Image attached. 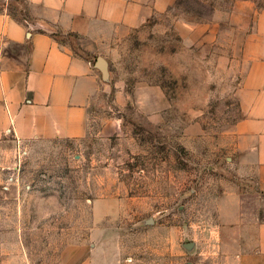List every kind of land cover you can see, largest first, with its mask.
<instances>
[{"label": "rangeland", "instance_id": "obj_1", "mask_svg": "<svg viewBox=\"0 0 264 264\" xmlns=\"http://www.w3.org/2000/svg\"><path fill=\"white\" fill-rule=\"evenodd\" d=\"M235 1L175 0L115 45L85 138L0 141V264H60L96 232L123 264H237L233 201L246 225L264 221L234 156L240 60L225 28L178 23Z\"/></svg>", "mask_w": 264, "mask_h": 264}, {"label": "crops", "instance_id": "obj_2", "mask_svg": "<svg viewBox=\"0 0 264 264\" xmlns=\"http://www.w3.org/2000/svg\"><path fill=\"white\" fill-rule=\"evenodd\" d=\"M175 0H0V141L78 140L93 105L109 89L99 58L134 31L168 15ZM220 29L234 40L241 66L234 156L264 196V0H236L224 13L186 24ZM213 36L204 34V38ZM70 39V40H69ZM74 41V43L70 42ZM237 264H264V221L246 225L233 201ZM100 218V212H97ZM66 246L60 264H123L107 240Z\"/></svg>", "mask_w": 264, "mask_h": 264}, {"label": "water", "instance_id": "obj_3", "mask_svg": "<svg viewBox=\"0 0 264 264\" xmlns=\"http://www.w3.org/2000/svg\"><path fill=\"white\" fill-rule=\"evenodd\" d=\"M97 68L101 73L103 74L104 78L107 79V63L105 62L104 59L99 58L96 64Z\"/></svg>", "mask_w": 264, "mask_h": 264}]
</instances>
